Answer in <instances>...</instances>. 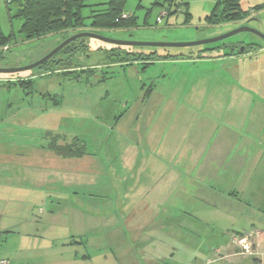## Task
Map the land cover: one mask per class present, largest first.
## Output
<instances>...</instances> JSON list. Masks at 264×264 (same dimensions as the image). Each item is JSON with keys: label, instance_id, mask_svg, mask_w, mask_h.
<instances>
[{"label": "rangeland", "instance_id": "obj_1", "mask_svg": "<svg viewBox=\"0 0 264 264\" xmlns=\"http://www.w3.org/2000/svg\"><path fill=\"white\" fill-rule=\"evenodd\" d=\"M179 1H184L185 8L190 5L195 15L193 21L188 25L184 24L186 13L177 12L170 18L165 15H163L164 17L161 16L164 10L166 11L168 8L164 0H128L126 10L132 12L134 16L136 15L138 25L136 28L110 30L86 28L82 31H70L67 34L49 36L30 42L24 41L19 32L21 20L15 17L17 6H12L11 15L4 7L0 9V23L7 34L12 28L17 39L8 47L9 49L0 48V68L29 66L42 59L66 39L81 32L95 33L114 40L157 43H191L212 39L232 33L244 26L264 34V0H242L241 6L245 11H249V17L244 21H232L218 25H209L207 18L215 13L219 19L224 16L223 6L220 4L224 0ZM1 2L3 0H0ZM182 6L184 7V4ZM260 6L263 8H258ZM105 7L101 6L98 9ZM94 9L97 8L84 9V17H90L91 11ZM166 12L168 14V11ZM89 22L90 20L87 19L86 24ZM81 40L88 44L90 49L87 55H79L76 58L79 59L77 63L80 66L79 71L75 73H68L70 74L68 75L64 72H53L47 75L44 73L46 69L35 68L17 74H0V146L6 143V140L13 141L15 144L26 141L30 143L42 141L41 138L44 135L39 131L38 126L41 127L43 121L37 119L36 107L38 104L32 92L37 94L48 90L67 96L66 101H63L61 117L47 119V122L46 120L43 122L44 125L47 123L59 127L57 130L60 131L59 134L57 133L59 136L54 133L46 139L48 145L54 141L62 146L68 145L73 143L78 136L91 142L97 140L99 142L119 141L123 138L120 136L122 132L115 127V117H119L128 111L131 113L127 115L125 120L131 122L132 117L129 115H133L134 110L140 105L142 98L147 95L149 90L152 91L153 89L152 93L156 96L152 105L154 111L163 107L162 98L164 96L176 94L174 100L167 102L171 105L166 106L167 109L163 108L164 114L170 117H163L168 122L171 121L172 117L171 109L175 108L172 104L182 103L185 105V103H190L197 108L199 101L194 100L192 94L199 89H202V93L207 96L206 109L211 111L212 115L219 111L224 114L230 110L229 108H232L233 111L236 110L235 106H232L234 102L230 100L228 95L234 89V86L230 84V77L241 76L243 70L245 73L256 77L262 71L261 68L264 67V52H260V49L264 48V39L252 32H241L217 43L182 48L115 46L89 37L81 38ZM224 45L228 47L224 48ZM243 48H246L245 52L248 53L247 62H253V64L249 63L250 66L246 69L237 67V65L242 66L241 63H237L242 61L240 59L219 63H211L216 60L203 59L213 55H230L235 52L240 54ZM114 49H118L124 57H129L126 55L128 52L131 54L132 52H136V54L137 52H146L147 55L153 53L172 56L185 54V59H173V61L170 59L159 60V58L151 66L144 65L143 61H135L140 62V66L125 67V71L120 67L106 68L113 58L112 55L118 52ZM62 58L64 57H57V59ZM199 60L210 63L194 64V61L199 62ZM87 64L104 68H100L97 73ZM144 67L147 68L143 70ZM91 70L94 72L93 76L96 78L104 76L105 80L99 82L94 78L95 83L87 85L85 79ZM199 72L201 73L200 77L208 78L206 76H211L220 79V85L210 87L207 85V80L189 83L192 81L189 79L198 77ZM22 81L31 82V84H27L29 90H24L16 84H20ZM152 85L154 88L151 87ZM73 95L78 97V101L73 100ZM182 96H186V100ZM127 102L128 109L124 111L122 107ZM239 103L242 104L240 101ZM69 105H71L70 108H66ZM245 105L247 104H244L242 109L248 110ZM181 120L174 118L172 128L178 127ZM204 120L208 121L207 116ZM237 121L240 122L241 120L237 119ZM27 125L34 126V129H24V126ZM164 127L170 128V124L166 123ZM195 131V134L200 132L198 129ZM212 132L214 134L212 130L202 133L204 142L206 140L205 144L209 141L216 143L219 140V134L213 136ZM14 151H17L14 156L20 158L32 157V152H34L32 149L22 154L17 149ZM83 166L81 165L80 168ZM96 167L99 170L102 169L99 165ZM229 167L223 166V168ZM224 175L229 176V174ZM225 182L223 181V184L216 188H214L215 182L190 183L189 188H185L183 194L180 191V194L174 197L175 203L173 205L179 211L172 213L171 218L168 219L167 227L169 228L168 232H170V240L164 244L158 240L154 241L152 247L155 248L152 250H146L145 242L134 245L130 243V240H127L123 246L126 251L130 250L131 252L127 259L120 255L118 251L120 246L103 244L102 239L95 241L96 243H91L89 239L81 241L79 238H74L72 232L75 231L70 224V214L61 212L53 218L49 208L50 199L53 200L54 198L56 203L62 205L70 203L69 187L64 185L60 188L62 192L60 199L57 198L54 189H46V199L37 204L33 213L30 211L18 212L17 210L13 213L12 211L0 213L1 227L6 228V226L15 225L21 228L13 230V234H9L10 231H5V228H0V258L12 259L11 254L16 255L19 260L10 264H77L78 261H72V257L77 256L81 260L84 259V255L92 258L88 264H255L254 256L241 253L234 243V237L245 233L255 234L256 230L260 231L259 219L263 213L260 214L259 211L248 207L249 201H247L246 195H241L237 199L234 194L228 192L229 188L224 185ZM99 186L101 187V184ZM109 200L110 197H94L95 211L92 214L88 213L87 216L93 215L95 218L109 216L110 214L99 211L101 210L99 206L105 205ZM86 201V196L80 195L79 205L86 204ZM22 204L25 205V203ZM29 218L34 222L46 223V228L34 227L31 231L35 235H31L27 242L21 243V239L18 240L17 236L22 230L23 232L27 230L28 223L31 222ZM108 222L113 221L109 220ZM98 228L102 229L101 226ZM120 228L123 229V235L127 234L123 226ZM100 230L97 233H100ZM144 232L149 231L145 229ZM148 235L153 237L152 233ZM254 241L255 238H253L252 243Z\"/></svg>", "mask_w": 264, "mask_h": 264}, {"label": "crops", "instance_id": "obj_2", "mask_svg": "<svg viewBox=\"0 0 264 264\" xmlns=\"http://www.w3.org/2000/svg\"><path fill=\"white\" fill-rule=\"evenodd\" d=\"M164 1L168 6L166 11L169 9L165 16L170 18L177 12L186 13L185 25L190 24L195 18L191 6L187 4L188 7L185 8L184 1L172 0L174 1L172 6L168 5L166 0ZM108 2L106 0H88L87 3L91 6H106ZM4 7L11 15L6 0L0 3V9ZM128 13L132 14L131 18L134 16L132 12ZM11 31L14 32L12 28ZM260 52L263 53L264 48L260 49ZM144 54L147 53L144 52ZM247 54V52L240 54L235 52L230 55H213L203 59L216 60L211 63L240 59L242 61L237 63H241L242 66L237 65V67L246 69L251 63L253 64V62H247ZM156 55L161 57L159 60L167 56L160 53H156ZM174 56H178L177 59L180 60L185 59V54ZM155 62L157 61L148 66ZM206 63L210 62L194 61V64L199 65ZM126 64L110 62L106 68L120 67L125 71ZM87 66L96 72L100 68H104L88 64ZM132 66L139 67L140 62H135L130 67ZM137 69L139 70V68ZM261 69L262 71L256 77L245 73V70L242 71L241 76L230 77L229 81L234 89L228 95L234 102L232 106H235L236 110L233 111L232 108H229L230 110L224 114L219 111L212 115V112L206 109L207 96L202 93V89H199L192 94L193 99L199 101L197 108L190 103L172 104L175 108L171 109L172 117L168 122L165 118L170 117L164 114L163 108L171 105L167 102L174 100L176 94L164 96L162 98L163 107L154 111L152 105L156 96L152 93L153 89L149 90L147 95L142 98L140 105L134 110L133 115H129L132 117L131 122L125 120L131 113L128 111L115 117V127L122 132V134L120 133L122 140L91 142L78 136L85 141L86 146V152L80 158L56 155L48 149L45 136L49 132L55 134L60 132L57 130L59 127L47 123L44 125L43 122L45 120L47 122V119L61 117L63 101H66L67 96L48 90L37 94L32 92L38 104L36 107L37 119L43 121L42 126H38V128L44 136L40 142L26 141L15 144L13 141L6 140V143L0 146V213L8 211L13 213L15 210L33 213L37 204L46 199L45 192L47 190L54 189L57 198L60 199L62 195L60 188L64 185L68 186L70 190L69 204L62 205L56 203L55 198L53 200L48 198L51 200L49 208L53 218L61 212L69 213L70 224L75 231L72 232L74 238H79L81 241L89 239L91 243L102 239L103 244L120 246L121 248L118 250L120 255L127 259L131 255L130 250L126 251L123 247L127 240H130V243L134 245L145 242L146 250H152V244L156 240L161 241L162 244L170 240V232L167 227L168 219L171 218L172 213L179 211L173 205L174 197L179 195L180 191L183 194L185 188H189L190 183L215 182L214 188H216L226 181L224 185L229 188L228 192L234 194L237 199L241 195H246L247 201H249L248 207L259 211L260 214L263 213L259 219L260 235L254 241V263H264V105H262L264 104V67ZM77 71L79 68L73 72ZM91 72L87 73L88 77L85 79L87 85H93L94 78L99 82L105 80L104 76L96 78L93 76L94 72ZM200 74L199 72L198 77H191L192 79L189 80L192 81L189 83L207 80V85L210 87L220 85V79L211 76L200 77ZM70 96L72 97V95ZM182 97L186 100V96ZM77 99L78 97L73 95V100L78 101ZM244 104H247L245 106L248 107V110L242 109ZM70 106H66V108H70ZM122 108L124 111L127 110L128 102ZM206 116L208 121L204 120ZM174 118L182 119L176 128H172ZM237 119L241 121L238 122ZM166 123L170 124V128L164 127ZM27 126H24V129H34V126ZM24 129L22 128V131ZM195 129L200 130L199 134L197 132L198 135L195 134ZM207 130L214 131V134L212 132L213 136L219 134V140L216 143L209 141L205 144L206 140L204 142L203 134ZM193 134L196 136L195 138ZM15 149L21 154L25 151L29 152L30 149L34 152H32V157L20 158L14 156L17 153L14 151ZM36 149L38 151H35ZM81 165L84 166L80 168ZM96 165L101 166L102 169L99 170ZM226 165L230 167L223 168ZM106 170L107 172H105ZM224 174H229V176ZM83 194L87 198L86 204L79 205L78 200ZM94 197H110L105 205L99 206L101 207L99 211L110 214L109 216L106 218L87 216L88 213L92 214L95 211ZM109 220L113 222L109 223ZM98 226H101L102 229L100 230ZM121 226L126 229L127 234H122ZM27 227L26 231L22 230L17 236L18 240L21 239V243L27 242L29 237L34 234L31 231L34 227L46 228V223L31 221ZM0 228L4 229L5 227L0 226ZM16 228L21 229L15 225H9L4 230L13 234V230ZM145 229L149 232H144ZM99 230L101 232L97 233ZM151 233L153 237L148 235ZM7 238L9 239V236ZM132 255L134 256V253ZM11 256L12 259L2 257L0 260L8 261L9 264L19 260L16 255L11 254ZM72 259L74 262L78 261L77 264H88L92 260L87 255L81 259L82 262H79L81 260L77 256Z\"/></svg>", "mask_w": 264, "mask_h": 264}, {"label": "trees", "instance_id": "obj_3", "mask_svg": "<svg viewBox=\"0 0 264 264\" xmlns=\"http://www.w3.org/2000/svg\"><path fill=\"white\" fill-rule=\"evenodd\" d=\"M242 0H224L221 1L224 16L219 19L215 14L207 18L209 25L225 24L232 21H244L249 17V11H245L241 6ZM88 0H6L9 12H12V6H17L15 17L21 20L20 34L26 42L41 40L49 36L67 34L70 31H82L86 28L94 29H128L137 26V18L133 16L128 20H120L122 14L126 11L127 0H110L104 9H98L101 6H91ZM168 5H173L174 1L166 0ZM219 4V5H220ZM86 8H97L91 11L90 17L86 18L83 15V10ZM258 8H263L262 6ZM169 11V9H168ZM170 15V13H169ZM89 19V24L86 20ZM17 39L14 32L10 31L7 34L0 24V48H7ZM90 46L81 39L74 41L48 62L38 67L44 68L45 74L53 72L75 73V69L79 68L76 59L79 55H87ZM120 49V47H118ZM118 49H114L117 51ZM102 51V50H101ZM129 57H124L118 52L110 60L111 63L123 64L127 63V67L133 65L135 61H143L144 65H150L152 62L161 59L156 53H130L126 54ZM125 55V56H126ZM58 56L64 58L57 59ZM178 56H164L162 59H177ZM181 57V56H179ZM146 67L143 68L145 70ZM84 73L86 71H83ZM68 74V75H70ZM24 90H29L27 84L31 82L16 83ZM53 132L46 134L50 137ZM59 134V133H58ZM56 133V136H59ZM48 149L56 155L62 157H82L85 154V141L76 137L73 143L61 145L57 141L51 142Z\"/></svg>", "mask_w": 264, "mask_h": 264}, {"label": "water", "instance_id": "obj_4", "mask_svg": "<svg viewBox=\"0 0 264 264\" xmlns=\"http://www.w3.org/2000/svg\"><path fill=\"white\" fill-rule=\"evenodd\" d=\"M241 32H252V33L259 35L260 37H262L264 39V34H261V32L255 30L251 27H248V26L241 27L240 29H238L232 33L225 34V35H222V36H219L216 38L200 40V41L191 42V43H165V42H158L157 43V42L123 41V40L110 39V38L103 37V36L95 34V33L81 32V33H78V34L73 35L72 37L66 39L57 48L52 50L50 53H48L46 56H44L39 61H37V62H35L29 66H26V67L0 68V74H17V73H21L24 71H30V70H33L35 68H38V67L42 66L43 64H45L46 62H48L54 56H56L65 47H67L68 45H70L74 41L79 40L81 38H87V37L94 38V39H98L100 41H103V42H106V43H109V44H112L115 46L182 48V47H196V46H203V45H208V44H212V43H217V42L223 41V40H225L231 36L239 34Z\"/></svg>", "mask_w": 264, "mask_h": 264}, {"label": "built area", "instance_id": "obj_5", "mask_svg": "<svg viewBox=\"0 0 264 264\" xmlns=\"http://www.w3.org/2000/svg\"><path fill=\"white\" fill-rule=\"evenodd\" d=\"M166 14H167L166 11L162 13V15H166ZM131 16H132L131 13L129 14L128 12H124L122 16L120 17V20H128L131 18ZM259 235H260V231L258 230H256L255 234L245 233V234L234 237V243L238 246V249L241 251V253L254 256L255 255L254 242L252 243V241H253V238H255L256 240V238H258ZM0 264H9V262L5 260H0ZM261 264H264V263H261Z\"/></svg>", "mask_w": 264, "mask_h": 264}, {"label": "flooded vegetation", "instance_id": "obj_6", "mask_svg": "<svg viewBox=\"0 0 264 264\" xmlns=\"http://www.w3.org/2000/svg\"><path fill=\"white\" fill-rule=\"evenodd\" d=\"M223 47H224V48H227L228 46L224 45ZM234 48H236V47H234ZM210 49H212V48H210ZM220 49H221V48H220ZM234 51H235V50H234ZM245 51H246V48H243L241 52H245Z\"/></svg>", "mask_w": 264, "mask_h": 264}]
</instances>
